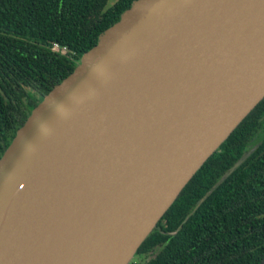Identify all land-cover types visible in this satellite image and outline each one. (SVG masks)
Wrapping results in <instances>:
<instances>
[{"label": "water", "instance_id": "95a60500", "mask_svg": "<svg viewBox=\"0 0 264 264\" xmlns=\"http://www.w3.org/2000/svg\"><path fill=\"white\" fill-rule=\"evenodd\" d=\"M263 98L264 0L113 6L0 153V264H130Z\"/></svg>", "mask_w": 264, "mask_h": 264}, {"label": "trees", "instance_id": "16d2710c", "mask_svg": "<svg viewBox=\"0 0 264 264\" xmlns=\"http://www.w3.org/2000/svg\"><path fill=\"white\" fill-rule=\"evenodd\" d=\"M125 0H0V153L72 51ZM66 46L67 55L52 49ZM264 256V98L139 246L142 264H258Z\"/></svg>", "mask_w": 264, "mask_h": 264}, {"label": "built area", "instance_id": "2783aa9c", "mask_svg": "<svg viewBox=\"0 0 264 264\" xmlns=\"http://www.w3.org/2000/svg\"><path fill=\"white\" fill-rule=\"evenodd\" d=\"M52 49L55 51H59L62 55H67V52H68L66 46L58 44V43H53Z\"/></svg>", "mask_w": 264, "mask_h": 264}, {"label": "bare ground", "instance_id": "6f19581e", "mask_svg": "<svg viewBox=\"0 0 264 264\" xmlns=\"http://www.w3.org/2000/svg\"><path fill=\"white\" fill-rule=\"evenodd\" d=\"M168 98H169V96H168V89H163L162 92H161L160 99L167 100Z\"/></svg>", "mask_w": 264, "mask_h": 264}, {"label": "rangeland", "instance_id": "374dc122", "mask_svg": "<svg viewBox=\"0 0 264 264\" xmlns=\"http://www.w3.org/2000/svg\"><path fill=\"white\" fill-rule=\"evenodd\" d=\"M130 264H142V262H140V260L134 257Z\"/></svg>", "mask_w": 264, "mask_h": 264}]
</instances>
